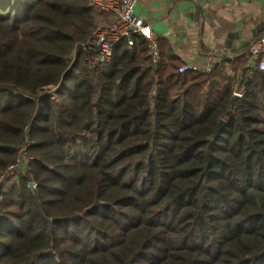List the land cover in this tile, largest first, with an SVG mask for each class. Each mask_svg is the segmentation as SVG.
<instances>
[{"label": "trees", "instance_id": "16d2710c", "mask_svg": "<svg viewBox=\"0 0 264 264\" xmlns=\"http://www.w3.org/2000/svg\"><path fill=\"white\" fill-rule=\"evenodd\" d=\"M91 1L0 0V264H264V72L96 61Z\"/></svg>", "mask_w": 264, "mask_h": 264}, {"label": "crops", "instance_id": "0c3cea01", "mask_svg": "<svg viewBox=\"0 0 264 264\" xmlns=\"http://www.w3.org/2000/svg\"><path fill=\"white\" fill-rule=\"evenodd\" d=\"M135 10L166 59L201 73L219 59L237 72L252 69L247 49L264 38V0H137Z\"/></svg>", "mask_w": 264, "mask_h": 264}, {"label": "built area", "instance_id": "2783aa9c", "mask_svg": "<svg viewBox=\"0 0 264 264\" xmlns=\"http://www.w3.org/2000/svg\"><path fill=\"white\" fill-rule=\"evenodd\" d=\"M137 0H92L91 4L108 11L112 15V23L96 31L91 39L90 46L98 52L96 61L107 62L112 55V49L115 43L125 40L128 47L133 46L132 35H136L146 40V50L151 59L152 65L158 63L160 59L158 39L154 31L135 10ZM247 58L255 68L264 72V38L257 39L251 43L247 52ZM211 64L204 70V73L211 71ZM192 70L191 67L183 65L178 69L179 73ZM23 153H18L14 163L9 165L3 174L0 175V186L7 188L11 183L16 181L19 175L30 173L31 158L26 154L25 146H21ZM37 183L31 181L29 188L35 190ZM2 198L0 197V200Z\"/></svg>", "mask_w": 264, "mask_h": 264}, {"label": "water", "instance_id": "95a60500", "mask_svg": "<svg viewBox=\"0 0 264 264\" xmlns=\"http://www.w3.org/2000/svg\"><path fill=\"white\" fill-rule=\"evenodd\" d=\"M238 99H239V95H238V94H234V95L232 96V99H231V109L234 108L235 103H236V101H237ZM223 124H224L223 121H221V122L218 124V126H217V128H216V131H215V136L218 134V132H219V130L222 128Z\"/></svg>", "mask_w": 264, "mask_h": 264}, {"label": "rangeland", "instance_id": "374dc122", "mask_svg": "<svg viewBox=\"0 0 264 264\" xmlns=\"http://www.w3.org/2000/svg\"><path fill=\"white\" fill-rule=\"evenodd\" d=\"M21 148H22L21 146L18 148V152L21 150ZM20 153H23L22 150L20 151ZM26 174H28V173H26ZM30 174H31V170H30V173H29L28 175L30 176ZM18 180H19V177L16 178V181H15L14 183L16 184V183L18 182ZM31 181H34V180L31 179ZM31 181H30V182H31ZM30 182H29V183H30ZM14 183H11V184H14ZM29 183H28V187H29ZM11 184H10V185H11ZM10 185H9V186H10Z\"/></svg>", "mask_w": 264, "mask_h": 264}]
</instances>
